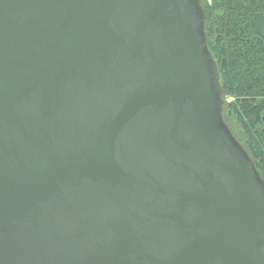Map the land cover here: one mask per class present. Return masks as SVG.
I'll use <instances>...</instances> for the list:
<instances>
[{
    "label": "water",
    "instance_id": "95a60500",
    "mask_svg": "<svg viewBox=\"0 0 264 264\" xmlns=\"http://www.w3.org/2000/svg\"><path fill=\"white\" fill-rule=\"evenodd\" d=\"M204 24L201 0H0V264H264Z\"/></svg>",
    "mask_w": 264,
    "mask_h": 264
},
{
    "label": "trees",
    "instance_id": "16d2710c",
    "mask_svg": "<svg viewBox=\"0 0 264 264\" xmlns=\"http://www.w3.org/2000/svg\"><path fill=\"white\" fill-rule=\"evenodd\" d=\"M223 122L264 181V0H201Z\"/></svg>",
    "mask_w": 264,
    "mask_h": 264
}]
</instances>
